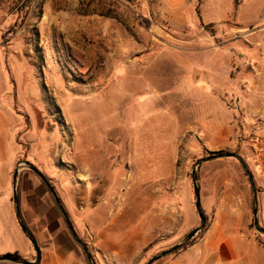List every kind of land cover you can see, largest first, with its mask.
<instances>
[{
	"label": "rangeland",
	"instance_id": "1",
	"mask_svg": "<svg viewBox=\"0 0 264 264\" xmlns=\"http://www.w3.org/2000/svg\"><path fill=\"white\" fill-rule=\"evenodd\" d=\"M194 1L186 11L187 26L171 31L157 0H0L4 147L9 157L27 154L35 163L44 180L22 162L18 169L36 178L49 197L50 192L58 197L96 264H111L108 254L101 253L109 246L98 239L95 220L88 217L96 214L98 227L106 228L133 194L137 200L151 194V201H141V210L163 216L164 178L173 165L166 149L180 131L175 176H182L176 189L184 210L188 204L195 209V163L211 157L197 169L198 185L222 190L230 180L231 192L245 195L249 203L248 178L240 163L219 158L231 154L244 160L255 184L259 181L264 215V174L252 149L256 124L264 120V11L243 31L235 15L229 20L231 30H214L202 19H214L230 6L228 0ZM97 16L107 22L104 33L101 23L93 21ZM215 34L220 37L203 40ZM117 50L124 56L116 58ZM200 67L206 68L203 76ZM158 76L162 87L175 84L166 92L173 96L155 89ZM200 77L208 92L205 99L194 90ZM181 88L187 97L180 95ZM53 210L56 221L50 227L60 222L69 236L55 206ZM185 214L184 229L196 221L189 210ZM42 226L35 222L30 231ZM250 227L254 229L252 208ZM173 246L171 240L152 244L134 264H146Z\"/></svg>",
	"mask_w": 264,
	"mask_h": 264
},
{
	"label": "crops",
	"instance_id": "2",
	"mask_svg": "<svg viewBox=\"0 0 264 264\" xmlns=\"http://www.w3.org/2000/svg\"><path fill=\"white\" fill-rule=\"evenodd\" d=\"M157 1L158 5H160V15L164 18L165 24L171 31H180L187 26L186 11L191 0ZM228 2L230 6L223 9V11L220 10L214 19H202L204 24L212 25L214 30H217L218 27H229L231 30L232 24L229 20L235 15L236 23L240 25L238 29L243 31L251 27L252 18H259L264 11L263 0H244L243 4L236 3V0H228ZM125 5L126 9L129 10L128 2H125ZM253 15L255 17H252ZM59 16H62L60 12L57 17ZM100 18L103 17L97 16L96 19H92L101 23L100 32L104 33V28L106 29L108 25L107 22L102 23ZM218 37L220 35L215 34L203 40H214ZM111 39H118L119 41L118 37H114V39L110 37L109 40ZM114 52L116 58L124 56L119 50ZM205 69V67H200V75ZM106 74H110V77L113 73L107 72ZM154 80L153 85L158 92L162 91L166 98L173 96L168 95L166 92L172 89L175 84L169 88L167 84L162 87L161 81L159 83V80H161L159 76L155 77ZM198 80L199 82L194 90H197L198 93L201 92V96L205 99L208 97V92H205V88L202 86L201 77ZM180 93L183 97L188 96L182 94V88ZM0 104L2 105L1 102ZM1 105L0 122L2 120L1 107H3ZM180 133L181 131L173 140L174 143L171 148L167 147L166 149L170 154L172 153L173 158L171 160L173 165L164 178L167 193L162 198L165 206L163 216L160 213L141 210V201L144 203L151 201V194H145L142 199L138 200V197H136L138 195L135 196L133 194L132 197H128V201L122 210H117L111 215L109 220L107 219L109 222L106 228L100 229L98 227L99 221L96 214L93 217H88L89 221L90 219L95 220L94 225L98 239L100 238L103 243L109 246L108 249L102 250L101 253L106 256L108 254V260L111 261V264H134L137 258L150 245L162 244L166 240H171L176 245L183 239L184 231L185 234H188L200 225V218L196 209L188 204L184 210L183 198L176 189L177 185H181L182 177L176 178L175 176V164L181 142ZM4 141V137L0 133V257L17 255L18 258L33 264H85L86 261L82 250L74 241L72 243L70 234L67 236L63 232L60 222L58 226L50 227L49 223L52 220L56 221L53 210L54 204L39 181L29 176L22 168L18 171L17 184L21 220L29 231L30 226H34L35 222L40 221L43 224L40 231L35 233L30 231L39 253V261L35 263L37 256L34 246L21 229L16 216L13 185V177L18 163L24 161L30 162L32 165L35 163H32L27 154L9 157L4 147ZM43 158L44 156H42V160H44ZM256 184L259 185L258 180ZM256 184L254 182L258 201V214H260V223L264 227V215L261 209L259 211L260 190L257 189ZM231 188L230 180L226 181V184L222 186V190L219 189L218 185L210 186L201 182L199 186L200 205L208 217L207 225L201 236L192 245L179 250L166 259L163 258L164 260L159 262L160 264H264V235L257 234L250 227V209L253 208L250 183L248 191L249 203L246 201L245 195H242V197L235 195L231 192ZM186 210L193 213L192 215L195 216L196 221L194 226L184 229Z\"/></svg>",
	"mask_w": 264,
	"mask_h": 264
},
{
	"label": "water",
	"instance_id": "3",
	"mask_svg": "<svg viewBox=\"0 0 264 264\" xmlns=\"http://www.w3.org/2000/svg\"><path fill=\"white\" fill-rule=\"evenodd\" d=\"M219 158H233V159L237 160L240 163L243 171L245 172V174H246V176L248 178L250 186L252 188V206H253L252 209H253V227H254V231L257 234L264 235V227L260 225L259 217H258V201H257V196H256L255 185H254L252 174H251L247 164L244 162V160L240 156H237V155L224 154V155H222ZM212 159H214V157L204 158V159L199 160L198 162L195 163V165L193 167V171H192V183H193V192H194V206H195V209H196V211L198 213V216L200 218V225L196 229L192 230L189 234H187V236H185V238L183 240H181V242H179L178 244H176L172 248L157 254L156 256L151 258V260H149L146 264H154L156 261H158L162 257L170 254L172 251L176 250L177 248L181 247L185 243L189 242L204 227L205 217H204V214L202 213V210H201L198 177H197V173L196 172H197V169L199 168V166L202 163H205V162L210 161ZM22 163L27 169L32 170L33 172L38 174V176H40L41 179L44 180V177L36 169V167L34 165H32L30 162H26V161H24ZM18 170L19 169H18V166H17V170H16V172L14 174V177H13L14 203H15L16 216H17V219H18V222H19V225H20L21 229L23 230V232L26 234V236L29 238L30 242L34 246V249L36 251V256H37L35 263H38V261H39V253H38V249H37V246H36V242H35L34 238L30 235V233H29L28 229L26 228V226L23 224V222L21 220V217H20V213H19L18 195H17V184H18V178H19ZM52 194L54 195L53 192H52ZM54 199L59 204V210H60V212L62 213V215L64 217L65 223L67 225V228H68L72 238L83 249L84 254H85L89 264H96L94 258L89 253L88 249L86 248V245L78 238L76 232L74 231L73 226H72V224H71V222H70L65 210L61 206L58 197L54 195ZM1 262H6V263H10V264H33L31 262H28L27 260H23V259L16 258V257H3V258L0 257V263Z\"/></svg>",
	"mask_w": 264,
	"mask_h": 264
},
{
	"label": "built area",
	"instance_id": "4",
	"mask_svg": "<svg viewBox=\"0 0 264 264\" xmlns=\"http://www.w3.org/2000/svg\"><path fill=\"white\" fill-rule=\"evenodd\" d=\"M253 159L259 171L264 174V120L258 122L253 134Z\"/></svg>",
	"mask_w": 264,
	"mask_h": 264
},
{
	"label": "trees",
	"instance_id": "5",
	"mask_svg": "<svg viewBox=\"0 0 264 264\" xmlns=\"http://www.w3.org/2000/svg\"><path fill=\"white\" fill-rule=\"evenodd\" d=\"M50 198H51V200H52L54 206L57 208L58 212L60 213L61 217H62L63 220H64V217H63L62 213H61L60 210H59V204L55 201V199H54V195L52 194V192H50ZM18 199H19V190H18ZM201 210H202V208H201ZM202 213L204 214V217H205V220H206V223H207V215L205 214V212H204L203 210H202ZM64 221H65V220H64ZM22 222H23V221H22ZM23 224H24V222H23ZM24 225H25V224H24ZM206 225H207V224L204 225V227L202 228V230L199 232V234H198L196 237H194L193 239H191L189 242L185 243V244L182 245L181 247L177 248V249H176L175 251H173L170 255L175 254V253H177L179 250L185 249L186 247L192 245V244H193V243H194V242H195V241L201 236V234L203 233V231H204ZM25 226H26V225H25ZM26 228H27V227H26ZM28 231H29V230H28ZM29 232H30V231H29ZM30 235H31V233H30ZM31 236H32V235H31ZM73 241H74V239H73ZM75 244H76V245L82 250L83 255H84V258H85V261H86V263L88 264V261H87V258H86V256H85V254H84L83 249L80 247L79 244L76 243V241H75ZM6 257H16V258H18L17 255H7Z\"/></svg>",
	"mask_w": 264,
	"mask_h": 264
},
{
	"label": "bare ground",
	"instance_id": "6",
	"mask_svg": "<svg viewBox=\"0 0 264 264\" xmlns=\"http://www.w3.org/2000/svg\"><path fill=\"white\" fill-rule=\"evenodd\" d=\"M136 72H138V71H136ZM143 72V71H142ZM135 73V72H134ZM140 73V72H139ZM110 79V78H109ZM59 82V81H58ZM122 91H123V89L122 88H120ZM129 89V88H128ZM134 89V88H133ZM132 90V89H131ZM129 91H130V89H129ZM93 92V91H92ZM131 92V91H130ZM93 95L94 94H92V95H90V97H89V99H91L92 97H93ZM132 95V94H131ZM85 97V96H84ZM74 99H77V100H83L81 97H75V98H72L71 97V99H70V101H72V100H74ZM93 99V98H92ZM91 99V100H92ZM85 101V100H84Z\"/></svg>",
	"mask_w": 264,
	"mask_h": 264
}]
</instances>
